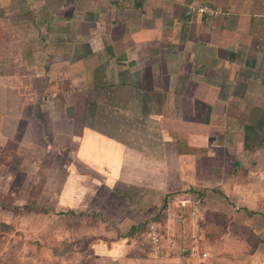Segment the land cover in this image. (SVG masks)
Instances as JSON below:
<instances>
[{"label":"crops","instance_id":"0c3cea01","mask_svg":"<svg viewBox=\"0 0 264 264\" xmlns=\"http://www.w3.org/2000/svg\"><path fill=\"white\" fill-rule=\"evenodd\" d=\"M202 4L218 12L211 23L189 11ZM130 116L141 126H124ZM0 153V164L42 165L48 218L73 223L52 258L206 264L246 257L241 245L253 258L264 0H0ZM150 222L165 232L164 260L143 246Z\"/></svg>","mask_w":264,"mask_h":264},{"label":"rangeland","instance_id":"374dc122","mask_svg":"<svg viewBox=\"0 0 264 264\" xmlns=\"http://www.w3.org/2000/svg\"><path fill=\"white\" fill-rule=\"evenodd\" d=\"M128 119L127 122H124V126L128 124L129 129H134L135 122L138 123V121H135V117L131 116ZM139 123L141 126L140 121ZM106 125L111 127L105 121L100 122L98 126L103 132L115 135V128ZM149 125L148 117L147 122L145 117L139 130L146 131ZM116 126L113 125L112 127ZM143 126L145 127L143 128ZM58 132L55 131L52 134L58 135ZM144 134L147 135L148 133L144 132ZM27 155H30V153ZM40 167H42L40 164L25 162L20 163V165L0 164V203L2 204H0V264H73L72 260H59L51 257L56 246L59 245L57 243V230L64 237V235L69 234H63L67 232L65 229L69 225L72 227L73 223L68 224L58 220L55 213H53L54 216L48 218L51 211L48 213V211L42 210L46 207L49 208V203H54L55 196H42L39 187L43 182L40 176V171H43V169ZM55 179L56 173L53 172L48 180V188H52L57 184ZM15 188L16 194L12 195L11 190ZM5 206L21 208L24 206H37L41 209L31 212L14 211L6 209ZM187 225L189 224L187 223ZM240 248V254H245L246 257L233 261L226 257L227 254H218L216 259H214L215 257L211 258L210 261L208 259L206 264H264V258H262L264 247L253 258L248 257V250L245 246L241 245ZM219 257L222 258L219 259Z\"/></svg>","mask_w":264,"mask_h":264},{"label":"built area","instance_id":"2783aa9c","mask_svg":"<svg viewBox=\"0 0 264 264\" xmlns=\"http://www.w3.org/2000/svg\"><path fill=\"white\" fill-rule=\"evenodd\" d=\"M189 11L192 14H200L205 15L206 20L211 23L215 16L217 15V11L212 8L210 5L202 4L199 6L190 5ZM190 202V199H182L180 201L181 206H186ZM165 236V232L163 229L156 223V222H150L143 233V246H145L147 249H149L150 254L152 255L153 259L156 260H164L167 258V252L164 249V243L163 239ZM194 240L196 238L194 237ZM194 251H191L194 253L198 250L197 244H194ZM183 252H188L187 249H183ZM201 259H206L208 257V254L206 252H203L200 254Z\"/></svg>","mask_w":264,"mask_h":264},{"label":"trees","instance_id":"16d2710c","mask_svg":"<svg viewBox=\"0 0 264 264\" xmlns=\"http://www.w3.org/2000/svg\"><path fill=\"white\" fill-rule=\"evenodd\" d=\"M5 208L9 209V210H14V211L24 210V211H27V212H31V211H34V210H37V209H41L40 207H37V206H24L22 208L21 207H15V206H5ZM42 210L46 211L47 209H42Z\"/></svg>","mask_w":264,"mask_h":264}]
</instances>
